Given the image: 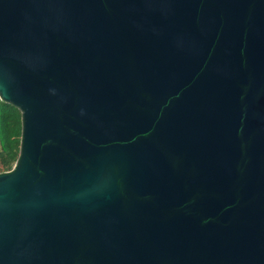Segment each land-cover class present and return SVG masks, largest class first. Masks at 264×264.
<instances>
[{
	"label": "water",
	"instance_id": "water-1",
	"mask_svg": "<svg viewBox=\"0 0 264 264\" xmlns=\"http://www.w3.org/2000/svg\"><path fill=\"white\" fill-rule=\"evenodd\" d=\"M0 264H264V0H0Z\"/></svg>",
	"mask_w": 264,
	"mask_h": 264
},
{
	"label": "trees",
	"instance_id": "trees-1",
	"mask_svg": "<svg viewBox=\"0 0 264 264\" xmlns=\"http://www.w3.org/2000/svg\"><path fill=\"white\" fill-rule=\"evenodd\" d=\"M21 113L10 103L0 100V172L12 168L19 154Z\"/></svg>",
	"mask_w": 264,
	"mask_h": 264
},
{
	"label": "rangeland",
	"instance_id": "rangeland-1",
	"mask_svg": "<svg viewBox=\"0 0 264 264\" xmlns=\"http://www.w3.org/2000/svg\"><path fill=\"white\" fill-rule=\"evenodd\" d=\"M14 164H15V163H14ZM14 164H13V166H14ZM13 166H12V167H13Z\"/></svg>",
	"mask_w": 264,
	"mask_h": 264
}]
</instances>
